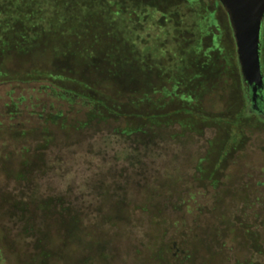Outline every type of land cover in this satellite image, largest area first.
Wrapping results in <instances>:
<instances>
[{
	"label": "rangeland",
	"instance_id": "obj_1",
	"mask_svg": "<svg viewBox=\"0 0 264 264\" xmlns=\"http://www.w3.org/2000/svg\"><path fill=\"white\" fill-rule=\"evenodd\" d=\"M81 1L115 33L107 41L134 51L125 84L82 78L159 101L189 92L207 111L235 112L247 86L222 8L162 0L164 15L150 0ZM115 1L124 11L112 12ZM261 40L264 72V22ZM0 65L57 67L20 55ZM90 108L50 82L0 83V264H264V127L225 146L227 131L203 122L148 121L130 134L124 118L84 126ZM49 113L61 114L57 124L45 123Z\"/></svg>",
	"mask_w": 264,
	"mask_h": 264
},
{
	"label": "trees",
	"instance_id": "obj_2",
	"mask_svg": "<svg viewBox=\"0 0 264 264\" xmlns=\"http://www.w3.org/2000/svg\"><path fill=\"white\" fill-rule=\"evenodd\" d=\"M189 1L192 6L201 10L207 4L216 7L214 11L222 8L225 13L224 20L231 30L228 14L218 0ZM124 4V1H115L112 12L124 11ZM147 4L159 9L164 15L170 11L162 6V0H150L145 5ZM86 5L88 6V2ZM83 6L81 0H0V58L6 60L11 55L50 57L57 66L54 70L35 67L12 72L0 65V83L50 82L56 94L69 101L80 98L85 105L91 107L86 113L84 126L95 120L124 118L126 125L122 131L127 134L140 130L148 121H177L191 126L192 129H198L197 124L203 122L227 131L224 140L227 146L243 134L245 127H264V117L254 111L252 105H248L247 95L250 96L251 92L247 88L235 112L229 108L207 111L203 108L201 99L189 92L181 96L175 93L169 102L159 101L147 94L143 87L125 89L123 86L124 89L111 92L82 78L81 73L91 71L119 79L116 81L123 85L127 81L124 78L128 77V72L124 71L125 63L131 58V52H134L128 43L107 41L109 38L114 39L115 33H105L100 26L104 23L101 14L93 13L89 6ZM71 9L75 13L70 12ZM225 42L226 47L231 45L227 40ZM233 47L235 53L234 41ZM237 62L235 53V65L237 73L240 74ZM24 99V95L19 98L20 101ZM17 104L18 102L13 106L16 107ZM249 107L253 110L251 113L247 111ZM60 118L61 114L49 113L45 123L57 124Z\"/></svg>",
	"mask_w": 264,
	"mask_h": 264
},
{
	"label": "water",
	"instance_id": "obj_3",
	"mask_svg": "<svg viewBox=\"0 0 264 264\" xmlns=\"http://www.w3.org/2000/svg\"><path fill=\"white\" fill-rule=\"evenodd\" d=\"M226 10L233 30L243 83L253 100L264 90L262 25L264 0H218Z\"/></svg>",
	"mask_w": 264,
	"mask_h": 264
},
{
	"label": "flooded vegetation",
	"instance_id": "obj_4",
	"mask_svg": "<svg viewBox=\"0 0 264 264\" xmlns=\"http://www.w3.org/2000/svg\"><path fill=\"white\" fill-rule=\"evenodd\" d=\"M250 102L252 104L254 111L264 116V90L260 92V95L257 97L256 100H253V96L250 93Z\"/></svg>",
	"mask_w": 264,
	"mask_h": 264
}]
</instances>
